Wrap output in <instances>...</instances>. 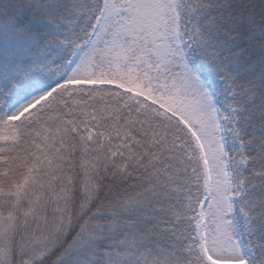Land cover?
<instances>
[{
	"label": "snow or ice",
	"instance_id": "snow-or-ice-1",
	"mask_svg": "<svg viewBox=\"0 0 264 264\" xmlns=\"http://www.w3.org/2000/svg\"><path fill=\"white\" fill-rule=\"evenodd\" d=\"M0 264H264V0H0Z\"/></svg>",
	"mask_w": 264,
	"mask_h": 264
}]
</instances>
